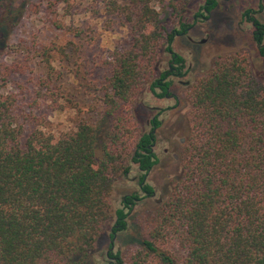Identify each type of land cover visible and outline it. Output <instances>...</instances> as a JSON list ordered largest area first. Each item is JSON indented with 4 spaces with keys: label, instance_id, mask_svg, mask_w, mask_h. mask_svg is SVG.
Wrapping results in <instances>:
<instances>
[{
    "label": "trees",
    "instance_id": "obj_1",
    "mask_svg": "<svg viewBox=\"0 0 264 264\" xmlns=\"http://www.w3.org/2000/svg\"><path fill=\"white\" fill-rule=\"evenodd\" d=\"M47 1L59 4L67 19L86 6L108 27L117 22L127 29L129 40L98 64L103 76L96 91L103 122H109L103 141L102 119L57 134L34 112L46 103L64 109L51 76L36 79L27 112L8 90L25 66L0 54V264H89L111 220L112 239L128 230L138 196L116 208L114 189L137 165L143 192L152 194L146 178L159 164L152 145L162 126L158 116L140 120L136 106L148 87L160 97L172 89L162 55L172 51L178 32L172 23L196 0ZM166 4L171 22L158 10ZM215 7L208 0L207 11ZM55 27L73 31L62 19ZM41 56L53 70L52 49ZM189 101L190 132L171 197L142 219L132 249L108 251L106 264H264V83L247 57L234 54L216 61Z\"/></svg>",
    "mask_w": 264,
    "mask_h": 264
},
{
    "label": "rangeland",
    "instance_id": "obj_2",
    "mask_svg": "<svg viewBox=\"0 0 264 264\" xmlns=\"http://www.w3.org/2000/svg\"><path fill=\"white\" fill-rule=\"evenodd\" d=\"M217 1L218 6L209 15L208 21H201L199 18V21L194 22V16L202 11L201 7L205 3V0H196L179 16L181 20L178 18L171 25L178 31L180 21L190 26L196 24L191 33L174 37L172 43L173 51L185 59L183 71H191L187 76L172 77L174 85L170 94L180 99L179 105L177 106L176 98L160 97L148 87L136 106V115L142 121H147L164 110L161 115L164 123L157 132L155 148L160 162L148 176V182L157 196L155 199L142 196L143 199L131 211L128 230L117 235L111 252L126 254L132 249L133 244L139 241L142 219L149 213L157 212L162 202L171 197L173 182L182 174L184 142L181 144L180 140L186 141L190 132L189 87L212 72L216 61L234 54L247 57L252 73L264 83L263 51L258 49V44L253 39L252 22L244 17V13L252 9L250 15L264 24V0ZM85 7L77 9L71 19L63 17L59 4L52 6L47 0H4L0 9V27L6 29V33L0 32L1 59L10 64L25 66L24 73L14 76L8 90L19 95L21 104L29 112L31 110L26 97H31L36 79L40 75L51 76L54 85L60 89L64 109L57 112L46 103L34 112L38 116H45L49 130L57 134L69 131L80 122L96 124L101 121V103L96 89L103 72L98 64L103 57L126 45L129 40L127 29L117 22L108 27L103 16L93 18ZM158 10L162 19L171 22L172 7L166 4L159 6ZM58 19L71 26L73 31L56 28L55 21ZM77 32H81V36ZM189 37L196 43H191ZM204 39L207 40L205 44L199 43ZM45 47L52 49L53 70L45 67L41 56ZM55 47L65 49V54L53 49ZM171 61V55L164 52L161 70L167 71ZM175 67L177 65L174 64L173 68ZM101 122L100 140L103 141L109 122H103V119ZM147 130H150V126ZM137 175L134 166L129 178L117 182L113 193L116 208L122 205L125 195L139 192L138 182L135 180ZM113 225L115 219L106 226L89 264L107 263Z\"/></svg>",
    "mask_w": 264,
    "mask_h": 264
},
{
    "label": "flooded vegetation",
    "instance_id": "obj_3",
    "mask_svg": "<svg viewBox=\"0 0 264 264\" xmlns=\"http://www.w3.org/2000/svg\"><path fill=\"white\" fill-rule=\"evenodd\" d=\"M215 1V3H216V7L211 11V12H208L207 11V9H206V7H207V5H208V0H205V3H204V5L201 7V12L199 13V14H196L195 16H194V22H197V21H199V18H200V20L201 21H208V19H209V15L217 8V6H218V1L217 0H214ZM251 11H252V9L251 10H248V11H246L245 13H244V17L245 18H248V20H250L251 22H252V25H253V27H254V31H253V33H252V36H253V39L255 40V42H257V44H258V49H260V50H262L263 52V55H264V45H262V43H263V41H264V37L260 34V31H264V24L263 23H261L260 21H258L257 19H256V17H254V16H252V15H250L251 14ZM182 22V21H181ZM180 22V23H181ZM179 23V24H180ZM184 23V22H183ZM185 24V23H184ZM186 25V28L185 29H183L182 27H181V24H180V27H179V30H178V32H175V37H177V36H182V35H186V34H188V33H191V31H193V29H194V27H195V25L193 24V25H187V24H185ZM259 37V38H258ZM190 41H191V43H196V41L192 38V37H189L188 38ZM207 42V40L206 39H204V40H201V41H199V43H201V44H205ZM170 55H171V57H172V61L169 63V69L167 70V71H169V73H170V75H169V79H170V81H172V83H173V85H174V81H173V79H172V77H177V78H180V77H183V76H187V74H189L191 71H187V72H184L183 70H184V67H185V59L182 57V56H180V55H178V54H176L174 51H173V49H172V51H170V52H168ZM178 58H180L181 59V62H178L177 61V59ZM177 65V67H175V68H173V65ZM192 83L190 82V84L189 85H191ZM173 87V86H172ZM190 88V90L192 89V86H190L189 87ZM171 91V90H170ZM175 96V97H174ZM165 97L166 98H176V100H177V106L179 105V103H180V99L178 98V97H176V95H173V94H170V92L167 94V95H165ZM189 102V101H188ZM163 113H164V110L162 111V112H158L153 118H151V119H148L147 121H151L152 119H154L155 117H157L158 116V118H159V120H161L162 121V126H163V123H164V119H161V115H163ZM149 123V122H148ZM162 126H161V128H162ZM160 129V128H159ZM159 129H155L154 130V133L155 134H157L158 135V130ZM180 142H181V144L184 142V139H181L180 140ZM156 146H157V140L153 143V145H152V149H153V151H155V148H156ZM157 154V153H156ZM158 156V155H157ZM159 158V157H158ZM174 158H177V156H174ZM159 162H160V159H159ZM135 168H136V170H137V172H138V175L136 176V178H135V180H137V182H138V188H139V192L138 193H135L134 195H137L138 196V198H136V199H134V201L136 202V203H138V202H140L142 199H143V197H145V198H152V199H155L156 198V196H157V193L155 192V190H154V188L149 184V182H148V176H149V174H148V176H147V178H146V181H147V184H149L152 188H153V192H152V194L150 195V194H148V193H144L143 192V186H144V183H140V171H139V168H138V166L137 165H135ZM127 196H132V195H125L124 197H123V199H126V197ZM143 196V197H142ZM141 199V200H140ZM114 239V238H113ZM113 239H112V241H111V249L113 248L114 249V244H115V241H116V237H115V239H114V242H113ZM112 251V250H111ZM110 252V251H109ZM108 254V253H107ZM108 257V256H107Z\"/></svg>",
    "mask_w": 264,
    "mask_h": 264
},
{
    "label": "water",
    "instance_id": "obj_4",
    "mask_svg": "<svg viewBox=\"0 0 264 264\" xmlns=\"http://www.w3.org/2000/svg\"><path fill=\"white\" fill-rule=\"evenodd\" d=\"M114 239H115V238H114ZM114 239H113V242H114ZM111 250H113V248H112V249L110 248V250H109V251H111Z\"/></svg>",
    "mask_w": 264,
    "mask_h": 264
}]
</instances>
